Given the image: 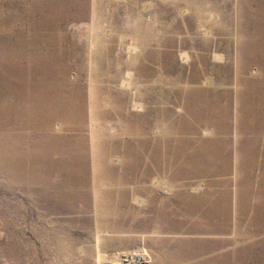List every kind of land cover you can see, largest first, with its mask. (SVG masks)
I'll list each match as a JSON object with an SVG mask.
<instances>
[{
  "label": "rangeland",
  "instance_id": "374dc122",
  "mask_svg": "<svg viewBox=\"0 0 264 264\" xmlns=\"http://www.w3.org/2000/svg\"><path fill=\"white\" fill-rule=\"evenodd\" d=\"M0 264H264V0H0Z\"/></svg>",
  "mask_w": 264,
  "mask_h": 264
}]
</instances>
